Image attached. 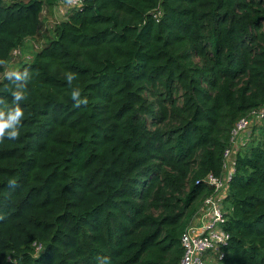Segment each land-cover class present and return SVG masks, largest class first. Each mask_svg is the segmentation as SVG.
<instances>
[{
  "label": "trees",
  "instance_id": "1",
  "mask_svg": "<svg viewBox=\"0 0 264 264\" xmlns=\"http://www.w3.org/2000/svg\"><path fill=\"white\" fill-rule=\"evenodd\" d=\"M58 1L0 0V109L13 52ZM25 69L21 134L0 142V264H177L235 124L264 106V0H86ZM227 210L220 264H264V131Z\"/></svg>",
  "mask_w": 264,
  "mask_h": 264
},
{
  "label": "built area",
  "instance_id": "2",
  "mask_svg": "<svg viewBox=\"0 0 264 264\" xmlns=\"http://www.w3.org/2000/svg\"><path fill=\"white\" fill-rule=\"evenodd\" d=\"M85 1L59 0L52 15L55 24L67 21L73 12L84 6ZM13 56H21V51L15 50ZM263 122L264 106L251 111L235 124L223 154V173L220 176H207L205 183L212 193L204 199L191 225L182 235L183 255L177 264H220L226 258V248L231 239L226 229L230 181L235 173L238 155L251 143L255 128ZM40 249L41 246L37 252Z\"/></svg>",
  "mask_w": 264,
  "mask_h": 264
},
{
  "label": "clouds",
  "instance_id": "3",
  "mask_svg": "<svg viewBox=\"0 0 264 264\" xmlns=\"http://www.w3.org/2000/svg\"><path fill=\"white\" fill-rule=\"evenodd\" d=\"M29 75L27 69L24 72H12L7 75L9 80L14 77L13 84L15 90L12 92L14 107H6L0 109V142L4 140L14 141L21 134L22 120L24 118V110L20 107V102L26 98L27 83H17L25 81ZM75 79L73 74L68 76L71 83ZM71 99L74 101V107L80 108L81 105L87 104V98H81V91L74 90L71 92Z\"/></svg>",
  "mask_w": 264,
  "mask_h": 264
},
{
  "label": "rangeland",
  "instance_id": "4",
  "mask_svg": "<svg viewBox=\"0 0 264 264\" xmlns=\"http://www.w3.org/2000/svg\"><path fill=\"white\" fill-rule=\"evenodd\" d=\"M54 10V9H53ZM48 11V10H47ZM55 19L52 18L50 10L42 18V28L35 39H27L19 50L22 56L13 57L7 65L6 73L16 72L23 64L30 63L34 55L45 45V43L54 37ZM264 131V122L254 130L253 139H257Z\"/></svg>",
  "mask_w": 264,
  "mask_h": 264
}]
</instances>
